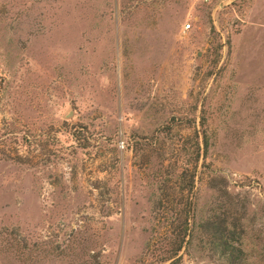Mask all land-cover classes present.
<instances>
[{
	"label": "rangeland",
	"instance_id": "1",
	"mask_svg": "<svg viewBox=\"0 0 264 264\" xmlns=\"http://www.w3.org/2000/svg\"><path fill=\"white\" fill-rule=\"evenodd\" d=\"M192 171L264 264V0H0V264H159Z\"/></svg>",
	"mask_w": 264,
	"mask_h": 264
},
{
	"label": "trees",
	"instance_id": "2",
	"mask_svg": "<svg viewBox=\"0 0 264 264\" xmlns=\"http://www.w3.org/2000/svg\"><path fill=\"white\" fill-rule=\"evenodd\" d=\"M202 144V145H201ZM207 141H196L194 148V162L198 156L204 157ZM194 177L192 171L188 179L181 176V188L185 190L184 206L174 215L169 224L159 232V240L153 247L155 261L159 264H178L181 250H184L192 239H197L206 245L209 254H215L220 264H245L246 256L242 247V227L240 214L230 211L228 204L221 205L219 212L210 210L195 220ZM217 185L211 183L208 187ZM159 198V197H158ZM229 203V202H228ZM3 245L22 253L23 243L20 239L7 240ZM205 247V246H204Z\"/></svg>",
	"mask_w": 264,
	"mask_h": 264
}]
</instances>
